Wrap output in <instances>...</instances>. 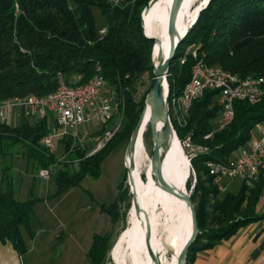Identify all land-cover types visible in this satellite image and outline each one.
Returning <instances> with one entry per match:
<instances>
[{"label": "trees", "instance_id": "obj_1", "mask_svg": "<svg viewBox=\"0 0 264 264\" xmlns=\"http://www.w3.org/2000/svg\"><path fill=\"white\" fill-rule=\"evenodd\" d=\"M150 1L124 0L114 6L108 0H0V98L45 96L57 89L59 77L70 86L82 85L95 75L100 64L108 82L119 89L120 103H126L123 127L106 146L92 155L87 149L69 153L67 160L66 155L58 160L41 144L49 131L48 119L21 118L18 125L0 123V154L6 155L20 144L23 154L39 168L59 165L58 195L79 185L87 175L99 176L103 160L121 139L130 138L138 122L144 105L141 108L135 102L134 81L153 71L154 42L144 34L142 20ZM97 8L107 18L103 33L97 27ZM192 43L197 45L196 58L189 54L181 63ZM199 59L242 77L264 78V0L209 1L171 62L170 97L182 93ZM217 94L207 90L198 98L184 126L176 121L171 108L178 136L184 139L188 135L197 149L205 147L191 159L197 175L191 198L200 233L187 262L195 248H211L262 217L257 205L264 195V170L252 186L238 182V188L231 190L232 182L222 190L209 174L207 161L226 162L235 150L245 146L255 124L264 121V98L255 104L237 100L233 122L216 130L220 115V106L214 103ZM208 133L212 135L205 138ZM74 163L76 168L71 167ZM126 196L123 190L111 205L102 206L112 221H117L115 211ZM34 205V199L16 197L11 181L4 188L0 186V239L11 243L22 257L29 250L24 230L35 237L31 227ZM109 238V233L95 234L88 251L89 264L104 262Z\"/></svg>", "mask_w": 264, "mask_h": 264}, {"label": "rangeland", "instance_id": "obj_2", "mask_svg": "<svg viewBox=\"0 0 264 264\" xmlns=\"http://www.w3.org/2000/svg\"><path fill=\"white\" fill-rule=\"evenodd\" d=\"M95 17L97 27L101 30L107 24V18L98 8L95 9ZM196 48L197 45L192 43L188 45L185 52L196 51ZM153 81V71L143 74L134 81L132 94L135 102L141 108L147 101ZM214 103L216 104L215 98ZM8 122L18 125L20 118L10 116ZM130 138L121 139L120 144L107 155L102 162L99 176L87 175L79 185H73L59 195L56 183L58 164L49 166L53 170L52 176L50 179H44L39 176L40 168L34 160L28 159L23 154L20 144L13 146L11 152L6 155L0 154V186L4 188L7 182L11 181L17 198L35 200L31 218V227L35 231V237L31 238L24 230L29 250L23 257V264H89L88 251L93 244L95 234L104 235L106 233L110 234V238L102 264H117L112 257V251L114 258L120 262V256L117 255V252L119 254V244H117V248L115 244L128 226L129 211L132 206L129 170L125 162ZM187 138H189L188 135L180 140L189 162L196 152L204 151L205 147L201 146L202 148L195 149L197 146L194 143L193 146L188 147L184 142ZM114 141L115 139L112 142ZM145 143L147 154L151 157L153 142L149 128L145 132ZM240 150L241 147L235 150L231 156L234 157ZM53 152L55 157L61 160L65 156L64 142L57 140ZM65 158L67 160L68 156L66 155ZM146 159L143 160L141 166L144 180L149 163ZM72 166L76 168L77 163ZM188 168H190L189 164L183 178H186L189 172ZM188 180L187 190L192 194L197 181L193 167ZM232 182L235 183L230 189L236 190L238 180L228 177L223 179L225 185ZM120 185L121 189H119ZM123 190L127 193V198L118 204L115 211L117 221H112L111 215L103 210L102 206L111 205ZM196 199L198 200L199 197L197 196ZM263 205L264 196L258 202V210Z\"/></svg>", "mask_w": 264, "mask_h": 264}, {"label": "built area", "instance_id": "obj_3", "mask_svg": "<svg viewBox=\"0 0 264 264\" xmlns=\"http://www.w3.org/2000/svg\"><path fill=\"white\" fill-rule=\"evenodd\" d=\"M112 5H121L124 0H108ZM102 29L101 32H105ZM192 54L195 58L197 51L189 50L183 54L181 63ZM98 66V77L85 91H72L63 84L62 92L53 101H20L14 104H5V98H0V123L8 122L9 114L14 112L20 119H48L49 131L41 139V144L53 152L56 142L65 144V154L87 149V154L92 155L102 149L123 127L126 116V103H119L117 89L111 85L103 74L102 66ZM191 73H195V80H188L187 94L180 97L178 117L181 126L188 122V116L193 103L207 90L217 91L214 97L220 106V115L216 130L225 126L231 113V106L237 100L244 98H264V86L250 83L246 77H234V83H224L221 78L208 69H199L195 62ZM212 133L206 134L211 136ZM190 147L191 139L184 141ZM68 147V148H66ZM195 149H197L195 147ZM215 174L218 187L225 189L223 179L228 177L252 186L264 170V123L257 128H252L249 141L234 157L227 158L223 164H209ZM51 167L39 169V176L50 179ZM264 213V207H263Z\"/></svg>", "mask_w": 264, "mask_h": 264}, {"label": "bare ground", "instance_id": "obj_4", "mask_svg": "<svg viewBox=\"0 0 264 264\" xmlns=\"http://www.w3.org/2000/svg\"><path fill=\"white\" fill-rule=\"evenodd\" d=\"M173 0H159L154 7L150 10L148 14H145V26L146 32L151 36H156L161 38L164 42L163 51L167 55L169 52V45L167 42V22L168 15L170 12V7ZM208 2V0H186L183 8L180 11L178 18V27L182 33H184L190 26L193 25L194 20L199 14L200 9ZM161 50V44L159 42L155 43L154 51V62L158 64V53ZM199 69H208L212 73H216L224 83H234V77H240L239 75L232 74L225 71L219 66H209L204 60L199 59L196 61ZM98 77V68L94 76H92L86 83L79 86H70L68 85L62 77H59V85L57 89L45 96H31V97H15L12 99H5V104H14L15 102L20 101H53L58 97L59 93L62 92V86L65 84L68 89L72 91H85L92 83H95ZM246 79H250V83L256 84V86H264V78H253L247 76ZM189 80H195V73H191ZM170 90V89H169ZM182 94H187V84L178 95H172L170 97V92L168 93V106L171 115V108L173 110L174 117L176 121L181 124V121L178 117L180 97ZM122 98V96H121ZM117 99L119 100V94L117 92ZM244 101H247L251 104L259 102L257 99L244 98ZM123 102V100H122ZM121 102V103H122ZM235 118V105L231 106V113L226 121L225 126L221 129L229 126ZM149 112L146 114L145 122L143 126V132L145 137V132L149 128ZM171 121L173 129L176 132L174 122L171 116ZM264 121H259L255 124L254 128H257L260 124H263ZM218 129V130H221ZM209 138V136H205ZM184 147L181 143L178 135L173 133L172 145L168 151L165 162H164V172L165 175L173 182H178L180 179L183 181H188V176L191 173V161L188 162L187 157L184 153ZM148 159L149 163L146 168V174L148 178L145 180L142 177L141 166L143 160ZM146 159V160H147ZM135 161V167L133 164ZM126 165L131 168V175L134 176L136 181V187L138 190L140 203L148 208L152 224H153V236H152V252L153 255L150 256L146 250L142 252L139 247V240L145 234V227L141 225V219L143 217V212L137 214L134 209H131L129 213V223L124 231V233L119 236L116 242L119 244V257L120 262L114 258L113 251L112 257L117 264H177L178 256L180 254L181 248L188 239L191 233V212L189 204L181 198H178L157 186L153 183L152 180V170L150 168V157L147 154V147L145 143V138L140 136L136 151L127 150L125 155ZM224 162L217 160L207 161L208 171L216 182L215 174L212 172L209 164H223ZM189 164V172L184 177V174L187 170ZM133 189H135L134 183H132ZM189 192V191H188ZM115 248V246H114ZM113 248V250H114Z\"/></svg>", "mask_w": 264, "mask_h": 264}, {"label": "water", "instance_id": "obj_5", "mask_svg": "<svg viewBox=\"0 0 264 264\" xmlns=\"http://www.w3.org/2000/svg\"><path fill=\"white\" fill-rule=\"evenodd\" d=\"M159 0H151L147 6L144 8L142 12V20H143V29L146 37L151 39L154 42L153 50H152V70H153V84L151 86L150 92L147 97V101L145 102L144 108L140 114L138 122L132 132L130 143L127 150L136 151L137 144L140 136L144 137L143 126L145 122L146 114L149 112V129L151 133V139L153 142L151 157H150V168L152 170V180L153 183L162 188L164 191L178 197L184 199L188 204L191 212V233L183 247L181 248L180 254L178 256L177 264H187V258L190 251L191 246L195 243L200 233L199 228V220L195 208V204L191 198V193L187 190L186 180L183 181L180 179L178 182L171 181L164 172V162L168 151L172 145V137L173 133L175 134V130L173 129L170 110L168 106V93H169V83H168V75L170 70L171 62L175 59L177 50L180 44L183 42L186 37L189 28L182 33L178 27V18L180 15V11L183 8V5L186 0H173L170 12L168 15L167 22V42L169 45V52L167 55L164 54L163 51V40L156 36H151L146 32L145 26V14H148L150 10L154 7V5ZM210 0L200 9L203 10L209 3ZM199 14L194 20L193 24L196 22ZM191 27V26H190ZM159 42L161 44V50L158 53V64L154 62V51H155V43ZM177 134V133H176ZM135 167V161L133 164ZM129 170V184L131 187L132 193V206L131 209H134L137 214H141L143 212V217L141 221V225L145 227V234L139 240V247L142 252L144 250L152 256V236H153V224L150 212L148 208H145L140 203L138 190L136 187V181L134 176L131 175V168L128 166ZM189 177V176H188ZM146 178L148 175L146 174ZM132 183L135 185V189L132 187ZM130 209V211H131ZM129 211V213H130Z\"/></svg>", "mask_w": 264, "mask_h": 264}, {"label": "crops", "instance_id": "obj_6", "mask_svg": "<svg viewBox=\"0 0 264 264\" xmlns=\"http://www.w3.org/2000/svg\"><path fill=\"white\" fill-rule=\"evenodd\" d=\"M10 116L18 117L14 112ZM263 207L258 210L262 216L260 219L242 226L233 236L211 248H195L190 252L187 264H264ZM0 264H23V257L12 244L4 243L1 239Z\"/></svg>", "mask_w": 264, "mask_h": 264}]
</instances>
